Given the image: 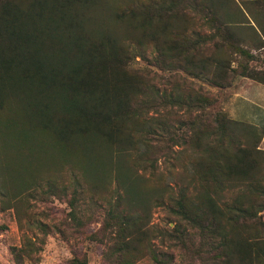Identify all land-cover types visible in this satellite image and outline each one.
I'll return each mask as SVG.
<instances>
[{"label":"trees","instance_id":"obj_1","mask_svg":"<svg viewBox=\"0 0 264 264\" xmlns=\"http://www.w3.org/2000/svg\"><path fill=\"white\" fill-rule=\"evenodd\" d=\"M263 39L264 0H0V198L19 227L21 201L54 198L75 240L101 203L104 264H264V129L206 114L216 99L189 78L264 84ZM159 207L172 227L151 224ZM25 225L15 264L49 230Z\"/></svg>","mask_w":264,"mask_h":264},{"label":"rangeland","instance_id":"obj_2","mask_svg":"<svg viewBox=\"0 0 264 264\" xmlns=\"http://www.w3.org/2000/svg\"><path fill=\"white\" fill-rule=\"evenodd\" d=\"M250 53L253 55V60L249 62L250 66L257 71L264 70V48ZM129 67L132 70H151L161 75L167 74V72H160L155 67L150 66L138 56L131 59ZM189 78L204 87L216 99L213 105L207 107L206 114L221 112L232 121L264 129L263 83L237 75L230 86L218 88L204 77ZM259 147L264 150V137ZM98 205L101 203L95 205L86 201L82 206L83 221L86 224L83 231L86 233L73 240L72 236H62L53 228L54 225L64 227L69 223L70 209L66 202L54 198H50L46 202H40L35 198H26L18 204V213L23 225V229H21L14 209L8 208L0 198V264H15L12 249L20 246L22 235L24 231L28 230L25 224L30 223L36 227L39 222L48 225L49 230L45 238H43L44 235L41 234L40 230L32 231L38 239H44V245H42L38 260L25 261V264H70L74 247L85 255L87 264H104L101 257V246L88 238V231L96 230L101 225L102 213ZM262 218L264 222V211ZM169 221L170 219L163 208L159 207L153 210L151 224L155 228L172 227L173 224ZM74 243L77 244L74 246ZM136 264L153 263L149 259H142Z\"/></svg>","mask_w":264,"mask_h":264}]
</instances>
